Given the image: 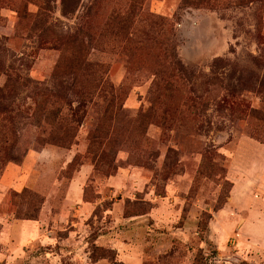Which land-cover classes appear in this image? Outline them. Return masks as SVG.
<instances>
[{
    "label": "rangeland",
    "instance_id": "rangeland-1",
    "mask_svg": "<svg viewBox=\"0 0 264 264\" xmlns=\"http://www.w3.org/2000/svg\"><path fill=\"white\" fill-rule=\"evenodd\" d=\"M263 163L264 0H0V264H264Z\"/></svg>",
    "mask_w": 264,
    "mask_h": 264
},
{
    "label": "crops",
    "instance_id": "crops-1",
    "mask_svg": "<svg viewBox=\"0 0 264 264\" xmlns=\"http://www.w3.org/2000/svg\"><path fill=\"white\" fill-rule=\"evenodd\" d=\"M243 164H245L247 167H245V169H243L241 167L242 168L241 172H245V170L247 171L249 169L248 163H242L241 162V165H243ZM232 173H233V171L229 170L228 174L230 176ZM232 176L234 177V174H232ZM263 176H264V168H263L262 177ZM228 178H229V176H228ZM231 179H232V177H231ZM249 180L250 179L248 177H246V175L243 173L240 175L239 179L234 178L232 180V189H231L230 197L228 198V203L229 202L231 203L233 201L235 193H239V192L243 193V196H245V195L248 196L249 194H251L252 191H257V190H260L261 194L264 193V183L263 182H260L258 180V182L256 183L255 186H252L249 188V186L247 185ZM251 202H254V200H251ZM229 205L230 204H227L226 208H224V210L220 211L219 213H224L226 211H229L233 216H226L225 220H220L221 218H219V216H218L219 213H218L214 216V220L211 221V224H217L218 227H220V228H222L223 226L226 228H228V226H230L231 228L232 227L233 228L234 227L241 228L243 226V224L245 223V220L248 216V212L245 210L246 206L242 205V207L235 209L234 207H229ZM227 209H229V210H227ZM259 212L261 213L260 210H259ZM224 222H225V225H223ZM12 225H13V229L16 228V231L18 230V232H20V234H21L20 240H22V241H27L28 238H30V237H34V239L36 237L38 240L41 237L40 232L38 230L39 228H37V226H35V224H32V222L14 221Z\"/></svg>",
    "mask_w": 264,
    "mask_h": 264
},
{
    "label": "trees",
    "instance_id": "trees-1",
    "mask_svg": "<svg viewBox=\"0 0 264 264\" xmlns=\"http://www.w3.org/2000/svg\"><path fill=\"white\" fill-rule=\"evenodd\" d=\"M38 204H39V202H38ZM18 219H20V220H35L36 219V215H28V216H25V217H22V218H18ZM200 257H202V256H200ZM100 258H104V257H100ZM240 264H247V263L241 262Z\"/></svg>",
    "mask_w": 264,
    "mask_h": 264
}]
</instances>
